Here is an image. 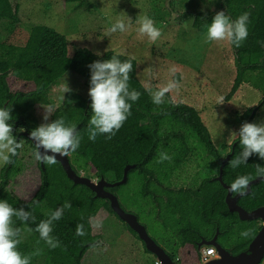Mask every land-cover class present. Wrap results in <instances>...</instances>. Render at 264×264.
Wrapping results in <instances>:
<instances>
[{
	"label": "trees",
	"instance_id": "obj_1",
	"mask_svg": "<svg viewBox=\"0 0 264 264\" xmlns=\"http://www.w3.org/2000/svg\"><path fill=\"white\" fill-rule=\"evenodd\" d=\"M62 1L64 4L82 5L84 0ZM19 10L18 3H14L12 0H0V19H7L13 25L18 24L21 21ZM219 11H224L232 20L243 13H247L249 16L248 37L240 47L234 46L240 65L227 98L230 99L243 83H248L264 93V0H221V8L211 14L195 16L194 13H184L182 15L186 18L182 19H189L194 15L193 26L202 34L206 33L207 24ZM242 55L255 58L257 61L247 62L243 65L241 63ZM112 56H116L121 61L128 60L132 63V71L129 73V86L130 89H135L141 93L140 98L132 104L131 115L115 136L107 139L104 135H98L93 142L88 139L89 121L92 114L91 99L89 95L84 97L76 92H68L62 106L58 107L52 114L50 122L63 118L67 126L76 127L85 117L87 118L86 125L77 131L81 137L80 147L76 152L69 154H74L75 162L78 165L88 166L93 173H96L97 178L104 176L109 182H116L122 178L126 164L141 163L155 144L153 155L143 165L144 170L138 168L135 170L147 182L141 196L146 197L148 190L152 187L156 192L167 194V201L160 200L158 205L160 217L163 226L173 232L178 239L177 255L181 259V264L200 262V254L197 255L194 239L198 238V232L203 234L209 231L206 227L212 231L217 227L220 238L224 240L225 246L233 253L244 250L260 230V220L241 221L237 213L230 212L225 203L227 191L220 182L211 178L204 180L195 189H163L159 184L168 179L170 174L176 170L179 162H157L153 164L152 171L146 169L147 164L159 156L160 152H164V146L169 140H174L175 143H182L185 140L180 133H162L161 130L166 119L190 128L194 136L204 143L212 154L215 152L211 150L214 148L211 134L195 107L185 103L175 104L167 97L165 103L161 105L152 103L149 90L137 77L138 64L134 58L112 50L97 55L87 48L76 49L71 55L66 36L47 26H34L23 46L0 44V107H10L13 117L11 123L22 118L33 129L38 124L36 122L31 124L28 115L38 105H50L49 90L54 84L59 82L68 72H73L82 77L84 85L89 89V65L97 60L111 59ZM178 80L179 76L177 75L175 81ZM11 82H15L21 89L13 90ZM244 117L252 122L254 118L253 109L246 111ZM15 132L16 130L13 131V134L17 137V132ZM22 140L35 149L29 139L21 137L19 142L21 143ZM233 145H235L233 154L223 169V181L227 185H230L239 175H247L252 180L258 176L256 173L257 165L264 167V160L253 154L248 158L246 164L232 168L231 161L237 158L242 151L237 139L228 146L230 149L228 154L232 151ZM223 148L226 149L227 147L223 146ZM20 149L17 150L16 156L10 158V168L6 167L3 170L0 181V199H7L15 208L31 213L27 221L13 217V226L20 229V236L23 229H29L36 239L43 244L46 243L40 239L39 233L35 231L36 225L41 220L47 219L52 211L61 208L67 202L70 207L64 210L58 221L53 222L51 233L60 241V246L49 248L46 244L48 256L45 259V264H74L72 256L79 255L80 257L86 247L80 248V243L91 242L99 238L98 235L93 234L92 225L89 221H92L101 209H106L112 213L109 202L106 199L95 198L94 193L86 186L75 185L68 179L57 161L52 165L45 164L46 185H44V172L40 161H38L41 186L32 200L26 202L12 194L8 187L11 182V175L15 171ZM220 157L221 154L218 152L217 175L222 159ZM72 166L76 170L73 164ZM148 173L156 175L155 182H152ZM110 191L116 193L117 187L110 189ZM233 194L237 193L233 192ZM38 196L40 197L39 201H37ZM238 204L247 211L264 206V181L252 186L251 193L241 197ZM78 224H83L84 236L75 234ZM132 233L134 232L132 231ZM244 233L247 235L245 236ZM18 250L22 254L30 255L31 264H35L31 250L21 240Z\"/></svg>",
	"mask_w": 264,
	"mask_h": 264
},
{
	"label": "rangeland",
	"instance_id": "obj_2",
	"mask_svg": "<svg viewBox=\"0 0 264 264\" xmlns=\"http://www.w3.org/2000/svg\"><path fill=\"white\" fill-rule=\"evenodd\" d=\"M12 2L19 4L21 21L13 25L7 19H0V44L23 46L31 29L42 25L66 36L71 55L76 49L87 48L97 55L112 50L132 57L138 64L137 77L149 92L169 84L176 85L166 93L165 98L175 104L185 103L195 107L211 134L214 147L219 151L223 146L227 147L224 152L230 151L228 146L234 142H230L232 133L238 131L242 123L249 122L244 117V113L249 109L256 108L252 122H264V111L261 110L264 109L263 92L243 83L230 99L227 98L240 65L232 44L228 41L206 43V33H199L193 26L194 15L185 20L182 19L186 18L185 16H180L196 12H201L202 15L211 14L221 8V0H84L82 5L64 4L62 0ZM144 15L152 18L155 26L161 30V36L154 44H149L147 37L141 36L136 30L137 19ZM117 19L125 20L128 24L127 31L106 35L111 24ZM241 60L243 65L257 61L247 55H242ZM177 75L179 80L175 81ZM11 85L13 90L21 89L15 82H11ZM66 87L69 90L63 92ZM68 92H76L84 97L88 95V88L81 76L68 72L54 84L49 90V106L53 111L48 113L49 106L38 105L28 115L30 123L36 122L38 126L49 123L54 111L62 106ZM255 103L258 104L250 106ZM46 114L48 120H44ZM17 120L25 121L22 118ZM27 124L30 126L28 122ZM21 129L23 128H17L16 132L23 131ZM161 131L163 134L180 133L185 138L182 143L169 140V147L186 143L196 149L192 157L178 164L176 170L162 184L164 187L174 190L195 189L205 178L216 175L217 166L207 163L204 157L206 145L194 136L190 128L166 119ZM21 144L8 189L12 194L29 202L41 186V173L34 155L36 150L24 140ZM68 156L76 171L98 180L96 173L88 166L75 162L74 154ZM158 160L159 156L147 164L146 169H153V164ZM9 164L0 163V181L3 170ZM150 175L148 174L149 177ZM156 178V175H151L153 182ZM143 183L144 178L139 172L131 171L127 184L117 188L116 196L124 208L137 214L138 221L146 225L148 233L158 238L163 232V225L156 221L152 214L146 215V209L151 207V203L141 196ZM114 219L108 217L105 209H101L92 219L93 222H100L101 226H92V231L100 238L101 242L98 241L97 244L104 246L101 247L100 253L105 255L108 264H115L113 261H119L121 264H154V258L143 254L140 243L130 235L131 231L127 226L122 225L126 228L123 231L122 226ZM20 240L28 245L35 264H45L46 244L38 241L27 228L22 230ZM261 264H264V259Z\"/></svg>",
	"mask_w": 264,
	"mask_h": 264
},
{
	"label": "clouds",
	"instance_id": "obj_3",
	"mask_svg": "<svg viewBox=\"0 0 264 264\" xmlns=\"http://www.w3.org/2000/svg\"><path fill=\"white\" fill-rule=\"evenodd\" d=\"M203 11V9H202ZM137 32L141 36L147 37L149 44H154L161 36V30L155 26L152 18L147 15L137 19ZM249 16L247 13L241 14L232 20L224 11L216 12L211 22L206 26L205 42L228 41L236 47L248 37ZM128 24L124 19H117L105 33H124ZM132 63L128 60L121 61L116 56L111 59L97 60L89 65L90 87L88 95L91 99V118L88 128V139L95 141L98 135H104L111 139L121 129L124 122L131 115L132 104L135 103L141 93L135 89H130L129 73L132 71ZM175 84L150 91L153 104L161 105L165 103V96ZM66 87L63 92L68 91ZM221 99L220 102H222ZM219 103V102H218ZM259 103V102H258ZM258 103L250 106L257 105ZM246 106V107H250ZM264 111V109H261ZM53 108L48 107L47 112L51 113ZM13 120L10 107H0V163H11V157L17 155V150L22 144L13 134ZM48 120V115L44 116ZM23 130V129H21ZM30 139L35 144L37 151L34 153L36 160L47 165L56 163V156H66L70 152H76L80 147L81 137L75 127L67 126L63 118L53 120L49 123H42L33 128ZM238 139L241 153L231 161V167L237 168L241 164H246L253 154L264 160V122H244L238 131L233 132L231 141ZM170 156L166 152H160L158 163L169 160ZM256 173L258 178L264 179V167L257 165ZM250 179L247 175L237 176L230 185H227L230 192L244 194L248 188ZM70 205L65 202L61 208H57L50 213L47 219L41 220L35 227L49 248L60 246V241L51 235L53 222L58 221L66 208ZM31 216L30 212L15 208L7 199H0V264H31V256L22 254L18 250L20 243V229L14 227L13 217L21 221H27ZM94 227H100L99 221H89ZM77 236H84L83 224L76 226ZM246 236L247 233H244Z\"/></svg>",
	"mask_w": 264,
	"mask_h": 264
},
{
	"label": "water",
	"instance_id": "obj_4",
	"mask_svg": "<svg viewBox=\"0 0 264 264\" xmlns=\"http://www.w3.org/2000/svg\"><path fill=\"white\" fill-rule=\"evenodd\" d=\"M233 49L234 52L237 53L234 45ZM253 112H256V108H253ZM23 121V120H22ZM87 118L85 117L80 124H78L75 128L78 131L82 126L86 125ZM13 124V131L17 128H23V131L17 133V140L21 137H26L30 139V131L32 130L30 126L27 124L26 121L21 122L17 120ZM32 142V141H31ZM35 146V144L32 142ZM234 146L232 147V151L227 154L225 157L221 159V164L219 167V173L214 178L218 182H220L223 188L226 189L227 194L225 196V203L228 207V210L233 213H237L239 219L241 221H253V220H260L261 228L252 239V241L248 244V246L237 253H230L229 251L222 248L216 242V235L215 237L208 241V242H200L198 244V248L202 246H213L217 252V256L214 259H210L207 262L200 263V264H261L264 259V206L258 207L254 210L247 211L243 207H241L238 202L241 197L246 196L251 193L252 186L259 184L260 182L264 181V179L255 177L254 179L250 180L248 188L245 190L244 194H233L228 190L227 184L223 181V169L226 162L231 158L234 150ZM155 144L151 147L150 151L146 155L145 159L139 164H126L123 170V176L119 181L116 182H109L104 176H100L98 180H94L89 176H85L80 172L76 171L69 159V156H60L57 154L56 161L61 165L62 169L64 170L66 176L69 180H71L75 185H83L89 188L93 193L95 198L106 199L109 201L110 209L122 220L124 221L129 228L134 231L139 239H141L145 243V247L147 251L153 253L159 258L160 264H173V261L169 254H167L163 248H161L147 233V230L144 225H142L136 215L132 213L126 212L120 205L118 197L112 193L109 189L114 188L128 182V175L131 171L135 169L144 170V163L147 162L154 152ZM35 150L36 146H35ZM13 159V158H12ZM41 168L44 172V185H46V168L45 163L40 161ZM11 164H9L8 168H10ZM153 176L152 173H148ZM151 175L149 178H151ZM43 192L41 191V194ZM40 197L38 196L37 201H39Z\"/></svg>",
	"mask_w": 264,
	"mask_h": 264
},
{
	"label": "flooded vegetation",
	"instance_id": "obj_5",
	"mask_svg": "<svg viewBox=\"0 0 264 264\" xmlns=\"http://www.w3.org/2000/svg\"><path fill=\"white\" fill-rule=\"evenodd\" d=\"M198 14H201L202 15V13L201 12H196V13H194V15L196 16V15H198ZM180 16H183L182 14L180 15ZM194 16V17H195ZM179 16L177 15V18H178ZM16 133V132H15ZM17 134V133H16ZM167 142V141H166ZM169 145L170 144H166L164 147V152H166L169 156H170V158L171 159H169V160H166V162L167 163H174V161H178L179 163L178 164H180V163H183V162H185L186 161V159H188L189 157H192L193 156V151H195L196 149L195 148H193V147H191V146H189V145H186V143L184 144V145H182V146H178V147H176V146H174V145H171V147H169ZM212 151H214L215 152V154H212L211 152H210V150L209 149H205V154H204V157L206 158V161H207V163H210V164H215L216 166L218 165V162H219V160L217 159V153L219 152L220 154H221V157L220 158H223V157H225L227 154H228V152H224L226 149H221L220 151L219 150H217L215 147L213 148V149H211ZM170 152H176V153H174V154H172V153H170ZM170 153V154H169ZM169 165V164H168ZM151 171H152V169H150ZM217 176V174L216 175H214L213 177H210V178H205V180L206 179H211V178H215ZM204 181V180H203ZM202 181V182H203ZM153 182V181H152ZM201 182V183H202ZM145 183H147L146 182V180H144V183H143V189L145 188L144 187V185H145ZM200 183V184H201ZM127 184V183H126ZM162 184H164V182L162 183ZM162 184H159L163 189H165L166 187H164ZM121 186V185H120ZM120 186H117V188H119ZM152 187V186H151ZM115 188V187H114ZM110 189H112V188H110ZM109 189V190H110ZM112 193H114V192H112ZM115 195H116V193H114ZM142 198L143 199H145V200H149L150 201V203H151V207H149V208H147L146 209V215H149V214H152V216L154 217V219L156 220V221H158V222H160V223H162V220H161V217H160V207L158 206L159 205V202H160V200H164V201H167V194L166 193H164V192H156V191H154L153 190V187L150 189V190H148V195L146 196V197H143L142 196ZM108 201V200H107ZM109 202V201H108ZM147 203H148V201H147ZM120 205H121V203H120ZM121 207L126 211V212H128V213H132V214H134V211L133 210H131V209H126V208H124L122 205H121ZM112 211V210H111ZM105 212L107 213V215H108V217L109 218H112L113 219V217L115 218L114 220L115 221H117V223L119 224V225H127L124 221H122L113 211H112V213L110 212V211H108V210H106L105 209ZM145 212V211H144ZM143 212V213H144ZM135 215V214H134ZM137 215V214H136ZM137 217V216H136ZM138 218V217H137ZM118 219V220H117ZM140 222V221H139ZM141 223V222H140ZM261 223V222H260ZM142 224V223H141ZM142 225H144V224H142ZM162 225H163V223H162ZM145 226V228H146V225H144ZM127 228L131 231V229L129 228V226L127 225ZM163 232L160 234V236L158 237V238H156V237H154V236H151L149 233H148V231H147V233H148V235L161 247V248H163V250L167 253V254H169V256L171 257V259H172V261H173V264H181V259H180V257H179V255H177V250H178V247H179V242H178V239H177V237L173 234V232H171L169 229H167V228H165L164 226H163ZM206 229H208L209 231H206V233H203V234H200L199 232H198V234H197V236H198V238L197 239H194V242H195V246H196V250H197V255L198 254H200V258H201V253H202V250L205 248V247H207L206 245H204V246H202L201 248H198V244L200 243V242H202V241H204V242H208V241H210V240H212L214 237H215V235L217 236L216 237V242L222 247V248H224L225 250H227V251H229L230 253H233L231 250H229L228 248H227V246H225V243H224V240L222 239V238H220V232H219V230H218V228L216 227L213 231H212V229H210L209 227H206ZM122 230L123 231H125L126 230V228L125 227H123L122 226ZM146 230H147V228H146ZM134 232V231H133ZM135 233V232H134ZM134 233H132V231H131V236H133V238H135V240L137 241V242H139L140 243V246H141V251L143 252V254L146 256V257H150V258H154V264H156V263H158V264H160V261H159V258L156 256V255H154L153 253H151V252H149V251H147V249H146V247H145V243L141 240V239H139V237H138V235L136 234H134ZM98 241L99 242H101L100 241V238H98V239H96V240H94V241H91V242H84V243H80V248L81 247H84V246H86L84 249H83V251H82V253H81V255H80V257H79V255H77V256H75V255H73L72 256V258L74 259V264H108L109 262L105 259V255H102L101 253H100V251H101V247H104L103 245H101V244H97L98 243ZM213 247V246H212ZM79 252H80V249H79ZM190 254H192V253H190ZM192 255H195V254H192ZM46 256H48V254L46 255ZM216 256H217V252H216ZM216 256L215 257H212V258H210V259H214V258H216ZM209 259V260H210ZM115 264H121L119 261H113ZM200 263H202L201 262V260H200V262H196V263H193V264H200ZM189 264H191V263H189Z\"/></svg>",
	"mask_w": 264,
	"mask_h": 264
},
{
	"label": "built area",
	"instance_id": "obj_6",
	"mask_svg": "<svg viewBox=\"0 0 264 264\" xmlns=\"http://www.w3.org/2000/svg\"><path fill=\"white\" fill-rule=\"evenodd\" d=\"M216 256V250L214 247L212 246H207L202 250L201 253V262H207L210 258L215 257ZM158 264V263H156Z\"/></svg>",
	"mask_w": 264,
	"mask_h": 264
}]
</instances>
